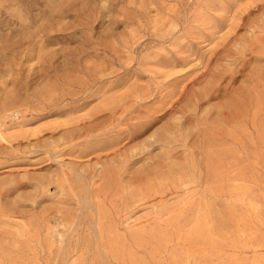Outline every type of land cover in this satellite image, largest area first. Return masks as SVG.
Listing matches in <instances>:
<instances>
[{
    "label": "rangeland",
    "instance_id": "374dc122",
    "mask_svg": "<svg viewBox=\"0 0 264 264\" xmlns=\"http://www.w3.org/2000/svg\"><path fill=\"white\" fill-rule=\"evenodd\" d=\"M0 264H264V0H0Z\"/></svg>",
    "mask_w": 264,
    "mask_h": 264
},
{
    "label": "bare ground",
    "instance_id": "6f19581e",
    "mask_svg": "<svg viewBox=\"0 0 264 264\" xmlns=\"http://www.w3.org/2000/svg\"><path fill=\"white\" fill-rule=\"evenodd\" d=\"M16 113V112H15ZM18 114V113H17ZM56 222H57V226H59L61 223H60V220H59V218H57L56 219ZM61 230V229H60ZM60 230H58V229H54L52 232H51V234H52V236L53 237H56V238H58V239H62L63 238V236H62V231H60ZM63 240H64V238H63Z\"/></svg>",
    "mask_w": 264,
    "mask_h": 264
}]
</instances>
